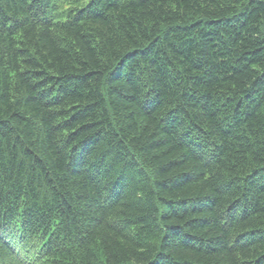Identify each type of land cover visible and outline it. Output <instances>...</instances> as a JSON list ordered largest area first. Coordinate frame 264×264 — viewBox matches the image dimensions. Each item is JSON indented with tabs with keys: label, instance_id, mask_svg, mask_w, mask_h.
<instances>
[{
	"label": "trees",
	"instance_id": "obj_1",
	"mask_svg": "<svg viewBox=\"0 0 264 264\" xmlns=\"http://www.w3.org/2000/svg\"><path fill=\"white\" fill-rule=\"evenodd\" d=\"M0 0V264H264V0Z\"/></svg>",
	"mask_w": 264,
	"mask_h": 264
},
{
	"label": "rangeland",
	"instance_id": "obj_2",
	"mask_svg": "<svg viewBox=\"0 0 264 264\" xmlns=\"http://www.w3.org/2000/svg\"><path fill=\"white\" fill-rule=\"evenodd\" d=\"M85 2H86V0H83L82 2H80V3L77 5V7H78V8L81 7Z\"/></svg>",
	"mask_w": 264,
	"mask_h": 264
}]
</instances>
